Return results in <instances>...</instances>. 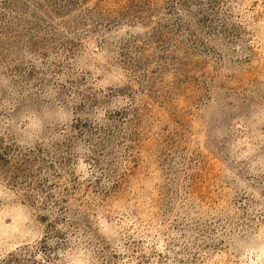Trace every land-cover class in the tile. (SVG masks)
<instances>
[{"label":"rangeland","instance_id":"obj_1","mask_svg":"<svg viewBox=\"0 0 264 264\" xmlns=\"http://www.w3.org/2000/svg\"><path fill=\"white\" fill-rule=\"evenodd\" d=\"M0 264H264V0H0Z\"/></svg>","mask_w":264,"mask_h":264}]
</instances>
